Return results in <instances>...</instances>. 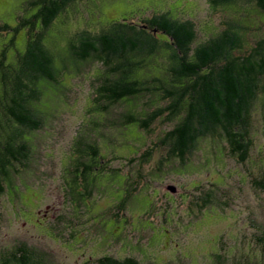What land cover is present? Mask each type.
<instances>
[{
  "label": "rangeland",
  "instance_id": "obj_1",
  "mask_svg": "<svg viewBox=\"0 0 264 264\" xmlns=\"http://www.w3.org/2000/svg\"><path fill=\"white\" fill-rule=\"evenodd\" d=\"M155 1H76L55 20L53 43L63 48L66 31L97 32L133 10L146 17L152 15L149 7L169 6L174 15L170 5L179 1L180 16L190 19L202 37L230 21L246 23L241 29L251 35V43L264 36V13L251 0L217 10L208 0H161L156 7ZM21 3L0 0V21L14 25ZM7 38L0 35V48ZM102 74L99 64L86 65L67 75L59 94L48 93L50 103L57 99L44 116V129L32 139L31 169H19L11 187L3 183L0 259L24 244L47 264H96L104 257L134 258L140 264H264V246L257 241L264 235V191L251 182L264 171L259 119L250 130L253 146L245 163H237L223 141L205 138L182 162L158 145L171 122L158 120L161 128L151 133L141 127L126 130L122 104L114 105L110 116L94 111ZM95 143L104 176L94 173L97 180L86 187L75 161L88 164L85 152ZM147 150L149 159L141 162ZM133 153L136 159L128 162ZM112 170L121 176L108 175Z\"/></svg>",
  "mask_w": 264,
  "mask_h": 264
},
{
  "label": "trees",
  "instance_id": "obj_2",
  "mask_svg": "<svg viewBox=\"0 0 264 264\" xmlns=\"http://www.w3.org/2000/svg\"><path fill=\"white\" fill-rule=\"evenodd\" d=\"M22 1L14 25L0 21V35L8 37L0 48V194L3 183L12 186L11 177L19 169H31L32 139L44 129V116L57 99L51 98L50 103L48 93L59 94L67 75L89 64H99L104 71L97 78L94 111L110 116L114 105L122 104L121 127L126 130L141 127L151 133L158 120L171 122L169 130L162 129L158 145L182 162L205 138L223 141L229 155L243 164L250 157V130L257 119L264 135V36L251 43V35L241 29L245 22H225L224 28L202 37L190 19L180 16L178 8L183 3L179 1L170 5L174 15L169 6L149 7L152 15L138 16L133 10L97 32L66 31L61 35L65 46L60 48L53 43L52 26L79 0ZM242 1L208 0L216 10ZM251 1L264 13V0ZM158 58L164 62L157 64ZM87 148L89 163L75 161L83 170L86 187L97 180L94 173L104 176L96 143ZM148 153L141 154V162L148 161ZM136 154L126 160H135ZM108 175L121 173L112 170ZM251 182L264 191V171ZM207 205L206 201L202 208ZM257 241L264 246V235ZM0 264L47 263L22 244L5 254ZM96 264L140 263L134 258L104 257Z\"/></svg>",
  "mask_w": 264,
  "mask_h": 264
},
{
  "label": "water",
  "instance_id": "obj_3",
  "mask_svg": "<svg viewBox=\"0 0 264 264\" xmlns=\"http://www.w3.org/2000/svg\"><path fill=\"white\" fill-rule=\"evenodd\" d=\"M173 190V189H172Z\"/></svg>",
  "mask_w": 264,
  "mask_h": 264
}]
</instances>
